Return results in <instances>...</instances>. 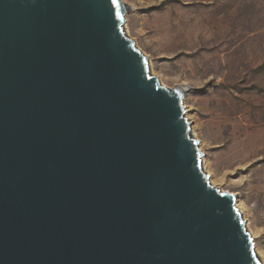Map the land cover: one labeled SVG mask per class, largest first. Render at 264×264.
I'll list each match as a JSON object with an SVG mask.
<instances>
[{"label": "water", "instance_id": "95a60500", "mask_svg": "<svg viewBox=\"0 0 264 264\" xmlns=\"http://www.w3.org/2000/svg\"><path fill=\"white\" fill-rule=\"evenodd\" d=\"M126 13L0 0V264H262Z\"/></svg>", "mask_w": 264, "mask_h": 264}, {"label": "rangeland", "instance_id": "374dc122", "mask_svg": "<svg viewBox=\"0 0 264 264\" xmlns=\"http://www.w3.org/2000/svg\"><path fill=\"white\" fill-rule=\"evenodd\" d=\"M121 1L130 8L124 31L150 74L187 87L202 161L215 187L236 196L264 264V140L254 128L264 121V0Z\"/></svg>", "mask_w": 264, "mask_h": 264}, {"label": "bare ground", "instance_id": "6f19581e", "mask_svg": "<svg viewBox=\"0 0 264 264\" xmlns=\"http://www.w3.org/2000/svg\"><path fill=\"white\" fill-rule=\"evenodd\" d=\"M128 11H130V8L127 6V13H128ZM231 43V42H230ZM211 49V48H210ZM225 49H226V47H225ZM183 90H184V92H185V94L187 93V91H188V89H187V87L186 86H184V85H179ZM260 104V103H259ZM264 104V103H263ZM262 106H264V105H261L260 104V107H262ZM258 107V106H257ZM185 108H186V106H185ZM189 110V109H188ZM187 111V110H186ZM239 113V112H238ZM236 111L235 112H232V115L234 116L233 117V119L236 121L238 118H240V117H238V116H236ZM242 114V113H241ZM240 115V114H239ZM186 117H187V119L189 120L190 118L188 117V115H186ZM192 127V126H191ZM254 128L255 129H257V130H259V131H261L262 132V137H261V139L262 140H264V121L262 122V123H259V122H257V123H255L254 124ZM190 132H191V136L194 138V139H196L197 137H196V134L194 133V130H193V127L191 128V130H190ZM263 143V146H264V141L262 142ZM200 147H201V144H200ZM200 150H202V149H200ZM202 170L206 173V174H208L209 175V183H210V185H212V186H217L216 185V180H215V178L212 176V174H211V172H210V170L208 169V167H207V165H206V162L203 160L202 161ZM236 206V208L241 212V209H240V205H235ZM251 237L253 238L254 237V235L252 236L251 235ZM257 255V254H256Z\"/></svg>", "mask_w": 264, "mask_h": 264}]
</instances>
